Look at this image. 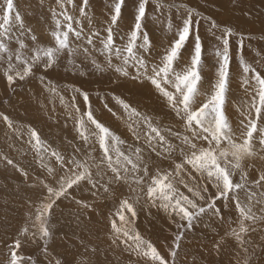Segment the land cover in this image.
<instances>
[{
	"label": "snow or ice",
	"instance_id": "1",
	"mask_svg": "<svg viewBox=\"0 0 264 264\" xmlns=\"http://www.w3.org/2000/svg\"><path fill=\"white\" fill-rule=\"evenodd\" d=\"M125 4L126 0H113L107 19L96 27L95 17L88 11L90 0H82L79 5L74 0H56L57 7L50 9L54 28L45 45L35 30L25 24L14 0L0 3V75L10 88L35 77L39 70L41 84L64 105L65 97L46 77L61 66L62 60L70 70H80L82 65L77 59L83 57L95 71L108 69L141 86L151 85L181 125L174 129L154 114L113 96L133 139L132 144H127L99 121L91 110L88 93L78 88L74 92L82 96L88 108L82 110L75 95L66 105L73 110L71 118L82 142L73 146L70 153L52 147L37 129L28 125V143L35 152L39 171L30 176L12 159L0 155L6 166L13 167L25 182L32 181L30 187L39 190L38 201L29 202L32 211L25 226L7 245L6 264H24L21 237L33 243L43 241L47 252L48 241L54 235L50 218L64 200L76 205L77 216L93 211L96 201L115 202L108 217L110 246L123 247L134 258V264H178L184 231L192 228L194 220L211 213L223 221L219 201L234 206L236 218L230 220L234 226L213 244L217 253L228 239L247 252L245 245L251 243L248 237L258 230V225H264V169L255 164L256 160L264 161V55L257 52L253 63L245 59L246 42L250 48L253 37L229 22L202 16L185 4L165 5L163 0H155L154 13L162 15L165 7L174 8L180 23L175 25L174 38L163 54L158 59L150 58L153 42L145 30L149 0H135L134 22L126 33H119ZM69 6L78 8V17L69 13ZM84 21L88 22L87 29ZM202 21L216 42L215 74L206 90L202 84ZM167 28H173L171 17ZM185 50L187 63L179 67ZM98 57L103 58L102 63ZM237 58L242 73L240 86L247 99L240 108V123L234 127L225 104L231 65ZM104 106L108 108L107 104ZM2 119L8 128L14 127L8 116ZM81 190L90 199L74 194ZM151 208L163 211L170 220L176 217L180 221L175 225L178 231L171 244L166 245L167 255L138 229L140 212ZM91 251L95 252V248ZM27 259L30 261L31 257ZM245 264H250L247 256Z\"/></svg>",
	"mask_w": 264,
	"mask_h": 264
},
{
	"label": "rangeland",
	"instance_id": "2",
	"mask_svg": "<svg viewBox=\"0 0 264 264\" xmlns=\"http://www.w3.org/2000/svg\"><path fill=\"white\" fill-rule=\"evenodd\" d=\"M74 2L79 5L82 0H74ZM163 2L165 5L171 3L185 4L188 8L195 9L202 16H212L218 21L229 22L251 35L253 40L250 48L246 42L245 55V59L250 63L254 62L257 52L264 55V52H261V49H264V0H235V3L233 0H163ZM0 3H2V0H0ZM112 3L113 0H90L88 11L90 15L95 17L93 23L96 27H99L107 19ZM14 4L24 18L25 24L35 30V33L45 45L48 44L51 39L49 34L50 29L54 28L50 9L57 7L56 0H14ZM154 6L155 0H149L147 8L148 19L145 21V30L153 42L150 58L158 59L159 55L163 54L165 47L174 38L176 31L175 25L180 23V19L176 16V10L174 8L169 10L165 7L164 15H160L154 13ZM68 11L74 16L78 17L79 15L78 8L73 9L69 6ZM134 12L135 0H126V4L122 10V18L119 21V28L117 29L119 33H126L129 30L134 22ZM244 12H248L249 15L245 16ZM169 17L173 21L171 31L167 28ZM84 25L85 29L89 26L87 21H84ZM207 28L208 25L202 21L200 32L204 43V50H206L203 57L205 67L203 69L204 78L202 81L203 89L205 90L208 89L209 82L214 78L216 65L215 53H213L216 42L211 37V34L207 32ZM120 43L119 36H117V44ZM29 46L31 47L30 42ZM188 47L190 48L191 45L189 44ZM98 59L101 63L103 62L102 57H98ZM187 60L188 52L185 50L184 58L180 60L179 67H183L187 63ZM65 63L62 60L61 66L52 70L46 77L57 88L59 95L65 97L64 105L59 102L58 97L47 91L45 86L41 84L39 77L42 73L39 70H37L35 77H31L26 81L17 82L11 88L7 85L3 76L0 75V155L12 159L16 164L28 171L30 176H34L39 171V166L36 163L35 152L28 143V125L37 129L42 139L47 140L46 142L52 147L67 153L72 151L71 148L73 146L82 143L78 138L73 119L71 118L73 110L66 107L70 98L75 95L77 105L82 110H87L88 105L84 104L82 96L74 92L77 88L88 93L91 110L99 121L105 126H108L117 135L120 134L121 139L128 140L126 143L132 144L133 139L127 131L124 119L121 118L123 115L122 109H120L119 105L113 99V96H119L125 101L130 102L142 112L156 115V118L162 120L165 125L170 124L174 129H177L176 127L178 126L181 127L180 122L164 106L159 95L152 90L151 85L141 86L137 81L117 77L116 73L108 69H105L103 72L95 71L90 63H86L83 60V57L77 59V63L82 65L78 71L65 67ZM237 63L238 58L234 59L231 65L230 91L227 94L225 104L229 120L234 121L232 122L230 120L234 127L236 123H240V108L247 99L244 89L240 86L242 73L237 67ZM105 104L108 105V108H105ZM109 108L112 109V112H116L117 115L113 116L112 112L108 110ZM4 115L8 116L13 122V128L10 129L5 124L2 119ZM86 128H92V126L86 125ZM164 167H168V164H165ZM253 173L256 174L255 171ZM31 183L32 181L30 180L25 182L24 177L19 172L11 166H6V163L0 159V264H6L8 258L7 245L11 244L17 238L18 229L25 226V222H27L25 216L28 217V212L32 211L29 208V202L38 201L39 190L30 187L29 185ZM125 192H127V189ZM24 193L27 195L23 196ZM74 194L77 197L83 196L90 199L89 194L83 190L76 191ZM241 195L243 196V194ZM99 202H95L98 205L95 211L89 212L90 214L84 212L79 216L75 215L77 212L75 204H72L68 200L60 203L50 218V227L54 235L48 241L47 252L43 250V241L38 240L33 243L21 237L22 247L20 254L26 258L24 264H58V262L59 264H66V262L76 264L77 261L86 262V264H97L96 260H92L96 256L94 253H90L91 258L83 253L87 249L95 247V249L99 250V248L102 249L104 246L107 247L105 249L106 252L110 255L112 254L110 257L113 256V259H108V261L113 260L112 264H130V262L134 264V258L125 252L123 247L110 246L111 241L108 238L109 223L107 218L109 217L110 211L106 213V221H102L103 218L96 221L95 216H100V213L105 215L104 210L99 206ZM217 206L222 210L224 216L223 221L208 213L198 217L193 221L192 228L184 231L178 264H245V256L248 257L250 264H264V231L260 230L264 228V225H258V230L251 233L248 237L251 243H246L245 245L247 252L236 245L232 239H228L227 242L221 244L219 253L214 250L213 244L220 241L225 233L234 226L230 223V220L234 221L236 218L234 206L226 205L224 201H219ZM11 208L14 209V213L11 211ZM114 208H112V211ZM19 210L22 211V214L20 213L22 216L19 214ZM143 214L147 216L141 218ZM209 217L211 218V224L208 223ZM144 219H146V222ZM15 220L16 223L14 222ZM199 220L202 221V224H198ZM101 221L103 224L106 222V224L102 225ZM196 222L198 223L196 224ZM176 223H180L178 218L173 217L170 220L163 211L151 208L150 210H142L140 212L137 226L139 231L142 228L140 232L145 238L151 239L162 254L167 255L166 245L171 244L173 235L178 231L175 226ZM22 224L23 226H21ZM207 224L210 225L205 226ZM8 225H11V227ZM71 225H74L77 229L79 228L78 230L84 233L85 239L88 241L86 245L89 248L87 246L85 247L82 239L81 241L79 240L80 243L77 245L87 248L85 250L84 248H80V250H84L81 254L85 257L77 255L74 247H70L69 242L67 241V243L65 241V237H68L65 234L72 228ZM67 227L69 228L68 230ZM153 228L155 231L151 230ZM97 232L101 233V235L94 234ZM80 250L78 251L80 252ZM28 257H31L30 261L27 259ZM125 259L126 261L123 263Z\"/></svg>",
	"mask_w": 264,
	"mask_h": 264
},
{
	"label": "bare ground",
	"instance_id": "3",
	"mask_svg": "<svg viewBox=\"0 0 264 264\" xmlns=\"http://www.w3.org/2000/svg\"><path fill=\"white\" fill-rule=\"evenodd\" d=\"M207 3V2H206ZM226 3H227V1H226ZM40 10V9H39ZM163 15H164V13H163ZM178 21V20H177ZM162 29V28H161ZM167 29V28H166ZM176 30V29H175ZM163 31V30H162ZM170 34V33H169ZM162 38V37H161ZM209 38V37H208ZM164 40V39H163ZM166 40V39H165ZM164 43V42H163ZM206 51V50H205ZM204 51V52H205ZM214 53V52H213ZM208 55V54H207ZM211 58V57H210ZM211 61V60H210ZM236 66V65H235ZM232 67V66H231ZM236 78V77H235ZM208 85V84H207ZM204 87V86H203ZM149 95V94H148ZM154 98V97H153ZM243 100V99H242ZM245 102V101H244ZM23 103V102H22ZM239 103V102H238ZM149 105H151V104H149ZM156 105V104H155ZM240 105V104H239ZM48 106V105H47ZM143 106V105H142ZM233 107V106H232ZM35 111V110H34ZM231 113V112H230ZM158 114H160V113H158ZM156 116V115H155ZM159 116V115H158ZM234 117V116H233ZM164 120V119H163ZM167 120V119H166ZM165 120V121H166ZM231 120V119H230ZM234 120V119H233ZM232 121V120H231ZM232 122H234V121H232ZM232 122H230V123H232ZM240 122V121H239ZM167 123H168V121H167ZM171 123H173L172 121H171ZM115 124V123H114ZM237 124V123H236ZM236 124H235V126H236ZM237 125H239V124H237ZM175 127V126H174ZM177 129H180L181 127H176ZM125 129V128H124ZM117 131V130H116ZM122 133V132H121ZM14 134V133H13ZM123 134H124V132H123ZM120 135V134H119ZM130 137V136H129ZM76 140V139H75ZM47 141V140H46ZM79 141V140H78ZM126 141H128V140H126ZM128 143V142H127ZM129 144V143H128ZM68 145V144H67ZM71 145V144H70ZM72 149V148H71ZM15 151V150H14ZM34 153V152H33ZM29 156V155H28ZM31 157V156H30ZM29 161V160H28ZM256 163V167L258 168V169H264V168H262V166H264V161H260V160H256L255 161ZM15 172V171H14ZM15 174V173H14ZM253 176H255L256 174H252ZM14 186V185H13ZM28 186V185H27ZM15 189V188H14ZM126 190V189H125ZM124 190V191H125ZM16 191H19V190H16ZM22 192H23V190H22ZM21 191H20V193H22ZM1 195V194H0ZM24 195H27L26 193H24L23 194V196ZM15 198H17V197H15ZM21 198V197H20ZM24 198V197H23ZM12 199H13V197H12ZM11 204V203H10ZM73 204V203H72ZM99 206H101L102 207V209L104 210V212H105V215L103 214V213H100L99 215L100 216H95L96 217V221H99V220H101V218H103L102 219V221H104L105 219H106V213L107 212H111L112 211V208H114V206H116V203L115 202H112V201H108V202H105V201H100L99 202ZM16 206V205H15ZM70 206V205H69ZM69 206H67V207H69ZM98 206V205H97ZM13 208V207H12ZM11 208V209H12ZM30 208V207H29ZM100 208V207H99ZM17 210H18V208H17ZM31 210V209H30ZM69 210H70V208H69ZM13 213H14V209H12L11 210ZM20 212H19V214L22 212L21 210H19ZM94 211H95V209H94ZM102 211V210H101ZM100 211V212H101ZM17 212V211H16ZM30 212V211H29ZM28 212V213H29ZM109 212V213H110ZM84 213V212H83ZM82 213V214H83ZM85 213H87V212H85ZM89 213V212H88ZM156 213V212H155ZM8 214V213H7ZM22 214V213H21ZM20 214V215H21ZM90 214V213H89ZM147 214V213H146ZM141 215V218H145V216H147V215ZM153 214V213H152ZM19 215V216H20ZM76 215V214H75ZM95 215V214H94ZM7 216V215H6ZM22 216V215H21ZM74 216V215H73ZM18 217V216H17ZM85 217V216H84ZM83 217V218H84ZM16 218V217H15ZM25 218H27L26 216H25ZM108 218V217H107ZM153 218V217H152ZM155 218V217H154ZM202 218V217H201ZM207 218V217H206ZM210 218V217H209ZM7 219H8V217H7ZM10 219V218H9ZM13 219H14V217H13ZM13 219H12V221H13ZM85 219V218H84ZM145 220V222H146V219H144ZM202 221H204L203 219H201ZM101 221V222H102ZM106 221V220H105ZM141 221H142V219H141ZM160 221V220H159ZM202 221H200L199 220V223L198 222H196V224L198 223V224H202L201 222ZM206 221V220H205ZM210 221H211V218L209 219V222L208 223H210ZM8 222V221H7ZM6 222V223H7ZM15 223H16V220L14 221ZM20 222V221H19ZM25 222V221H24ZM149 222V221H148ZM147 222V223H148ZM151 222V221H150ZM22 223V222H21ZM109 223V222H108ZM157 223V222H156ZM25 224H26V222H25ZM105 224H106V222H105ZM105 224H103V222H102V225H105ZM140 224V223H139ZM152 224V223H151ZM211 224V223H210ZM210 224H207V225H205V226H209ZM148 225V224H147ZM153 225V224H152ZM195 225V224H194ZM9 226V225H8ZM21 226H23V224L21 225ZM72 226V228L70 229V230H68L69 228L67 227V233L65 234V236L66 235H68V237H65V241L67 242H69V245H70V247H74V250H75V253L77 254V255H82L83 257H85L83 254H85L87 257L89 256V258H91V255H90V253L91 254H93L94 253V255H96L95 256V258L94 259H92V260H96V262H97V264H112L113 263V260L112 261H108V259H113L112 257H110L111 255L108 253V252H106V250L105 249H107V247L106 246H104L103 248H104V250H103V248L102 249H100L99 248V250H101L100 252H98L99 250L98 249H95V252H93V251H91V249H87V248H84V247H79V246H77L79 243H80V241H81V239H82V242L83 243H85V247L87 246L86 245V243H88V241L85 239V235H84V233L81 231V230H78L77 229V227H75L74 225H71ZM140 226H141V224H140ZM196 226V225H195ZM9 227H11V225L9 226ZM142 227V226H141ZM148 227V226H147ZM154 227V226H153ZM197 227V226H196ZM199 227H200V225H199ZM201 227H202V225H201ZM152 228V227H151ZM6 229V228H5ZM7 229H8V227H7ZM6 229V230H7ZM10 229V228H9ZM156 229V228H155ZM19 230V229H18ZM142 230V228L140 229V231ZM152 231L154 230V228L153 229H151ZM4 231V230H3ZM9 231H11V230H9ZM155 231V230H154ZM2 232V231H1ZM10 233H12V231L10 232ZM3 234V233H2ZM94 234H96V235H101V233H99V232H97V233H94ZM8 235V234H7ZM7 235H6V237H7ZM2 236V235H1ZM98 238H99V236H98ZM80 240V241H79ZM92 240V239H91ZM67 242V243H68ZM89 242H91V241H89ZM103 242V241H102ZM101 242V243H102ZM58 243V242H57ZM83 243H81V244H83ZM107 243V242H106ZM102 244H104V243H102ZM106 245V244H105ZM90 246V245H89ZM88 247V246H87ZM100 247V246H99ZM80 248H84V250L85 249H87V251L85 250V252H84V250L82 249V250H80ZM89 248V247H88ZM95 248V247H94ZM115 248V247H114ZM110 249V248H109ZM112 249V248H111ZM66 250V249H65ZM78 250H80V252L78 251ZM98 250V251H97ZM115 250V249H114ZM74 252V251H73ZM79 252V253H78ZM82 252H84L83 254H81ZM104 252V253H103ZM114 252V251H113ZM116 254V253H115ZM103 255V256H102ZM200 255H202V254H200ZM67 256V255H66ZM107 256H109V258H107ZM86 257V258H87ZM124 259V258H123ZM89 260V259H88ZM125 261H126V259L125 260H123V263H125ZM227 261V260H226ZM50 262V261H49ZM115 263H116V260H115Z\"/></svg>",
	"mask_w": 264,
	"mask_h": 264
}]
</instances>
